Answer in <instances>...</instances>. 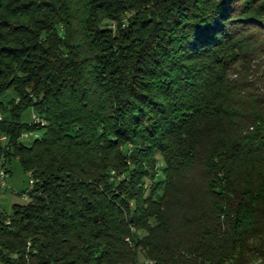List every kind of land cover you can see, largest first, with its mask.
I'll list each match as a JSON object with an SVG mask.
<instances>
[{
  "label": "trees",
  "instance_id": "obj_1",
  "mask_svg": "<svg viewBox=\"0 0 264 264\" xmlns=\"http://www.w3.org/2000/svg\"><path fill=\"white\" fill-rule=\"evenodd\" d=\"M262 35L264 0H0V264H264Z\"/></svg>",
  "mask_w": 264,
  "mask_h": 264
},
{
  "label": "rangeland",
  "instance_id": "obj_2",
  "mask_svg": "<svg viewBox=\"0 0 264 264\" xmlns=\"http://www.w3.org/2000/svg\"><path fill=\"white\" fill-rule=\"evenodd\" d=\"M128 17V16H127ZM113 28H115L113 26ZM258 47L256 54H253L249 59H243L236 64L231 65V76L232 78H237L240 76H245L246 82L253 86H260L263 81L264 74V35L261 36L260 41L257 45ZM12 95V91H9ZM8 100V97L5 98ZM35 115L34 110H28L24 116L23 120L26 122H31L33 116ZM43 129L37 132L25 133L22 137V141L25 144H30L34 139L41 137L43 135ZM130 145L127 147L129 148ZM164 160L158 155L157 160V181L164 179L162 170L164 166ZM7 172V186L0 188V211L6 214H11L13 211V206L16 203H21L28 201L27 194L31 189L30 185V173H27L19 163L17 157H13L12 160L6 165V167L0 168ZM2 179L0 177V185ZM144 234V233H142ZM143 259V258H142Z\"/></svg>",
  "mask_w": 264,
  "mask_h": 264
},
{
  "label": "built area",
  "instance_id": "obj_3",
  "mask_svg": "<svg viewBox=\"0 0 264 264\" xmlns=\"http://www.w3.org/2000/svg\"><path fill=\"white\" fill-rule=\"evenodd\" d=\"M36 122L39 123L40 120L38 118H36ZM5 168L1 169L0 170V177L2 179V183L0 185V188L1 187H5L7 186V182H6V178H7V172L4 170ZM31 175V174H30ZM30 183H33V180H30Z\"/></svg>",
  "mask_w": 264,
  "mask_h": 264
}]
</instances>
